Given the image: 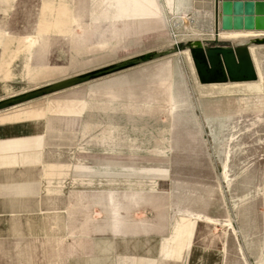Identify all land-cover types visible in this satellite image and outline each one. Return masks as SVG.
Wrapping results in <instances>:
<instances>
[{"label": "rangeland", "instance_id": "1", "mask_svg": "<svg viewBox=\"0 0 264 264\" xmlns=\"http://www.w3.org/2000/svg\"><path fill=\"white\" fill-rule=\"evenodd\" d=\"M12 1L8 14L0 15V29L9 32L13 39L34 35L39 27L43 0ZM55 1L75 3L83 12L89 5V0ZM161 1L160 20L130 22L128 25L103 22L86 27L90 34L80 46L91 41H106L107 47L116 49L113 62L132 55L164 52L145 61L148 62L173 53L170 41L185 34L189 39L182 41L183 45L199 41L214 43L191 38L190 34L193 30L205 32L210 28V4L215 1L216 9V0H177L172 10L165 0ZM45 40L49 63L64 66L31 69L27 78L25 54L18 52L25 47L13 43L12 74L8 79L0 75V100L89 69L83 68L82 61H89L92 57L87 48L93 45L74 51L72 37L56 33H49ZM254 56L260 68L259 75L264 79V46L258 47ZM185 59L184 55H178L153 65L159 66L156 75L163 79L171 77V120L166 116L158 119L127 118L120 111H94L71 121L51 120L53 130L50 136L56 145L59 142L64 146V161L61 162L64 165H60V171L57 165L50 166L51 171L43 187L65 190L66 205L92 204L98 209H74L65 215V221L55 216L50 220L34 219L30 222L3 221L0 264H58L59 259L63 262L65 256L112 252L114 248L122 254H138L139 249L157 254L163 237L172 232L184 213L196 221L191 248L187 250L185 246L182 252L192 254L188 264H264V91L220 96L201 93ZM74 61L79 67L71 72L70 65ZM140 70L137 69L138 73L132 70L129 74L115 75L112 79L87 82L83 86L1 110L0 118L45 115L52 103L62 104L74 97H85L89 89L120 84L122 78L132 80L143 74L144 70ZM161 86L163 90L169 89L168 83ZM167 96L168 91L166 95L162 94L164 101H168ZM25 123L33 124L38 131L45 130L47 125L45 120ZM109 124L112 127L109 128ZM161 130L170 142L154 141L160 137ZM154 147L161 151L168 149V152L154 155L151 153ZM148 167H158L156 172L159 173L141 171ZM74 190L101 192L95 196H91L93 193L69 196ZM106 190L147 191L150 196L146 200L156 204L157 209L153 210L146 202L149 208L145 217L151 223L164 218L166 228H160L161 235L157 232L155 236L139 239L142 244L138 241L123 244L120 239L117 245L105 243L104 238L113 235L139 234L136 226H120L118 231L111 228L114 213L122 214L123 198L114 197L120 206L111 210L106 207ZM14 203L9 200L2 202L5 206ZM56 204H61V200ZM129 215L131 224L142 216L138 212L123 213L125 217ZM93 217H97V221ZM90 233L103 241L93 244L89 239ZM144 240H150V243L145 244ZM86 263L77 261V264Z\"/></svg>", "mask_w": 264, "mask_h": 264}, {"label": "crops", "instance_id": "2", "mask_svg": "<svg viewBox=\"0 0 264 264\" xmlns=\"http://www.w3.org/2000/svg\"><path fill=\"white\" fill-rule=\"evenodd\" d=\"M224 1L225 0H216V9H214L215 1L212 3L213 9L210 27L214 26L213 28L217 32H245V34H250L248 38L236 39L240 41L264 37V29L223 28V17L225 15L223 9ZM238 1L246 2L247 0ZM12 3V0H0V15H7L10 8L13 6ZM177 3V0H165V4L169 5L168 8L170 10L175 8ZM162 4L161 0H89L88 10H84L83 12L75 3L67 4L66 2H56L55 0H43L42 13L38 21L39 27L34 35H25L23 39H13L9 32L0 29V75L8 79L12 74L10 66L13 62V58H11L14 52V49H12L13 43H16L18 47H25V49L20 48L18 52L23 51L25 54L24 68L27 78L28 72L31 69L64 66L51 64L47 60L48 49L47 40H45V38H47L49 33L72 37V41L75 44L74 51L93 45V47L87 48L92 57L89 61H82L83 68H89L83 72L93 69L96 70V68H104L108 66V64L113 63L112 59L116 55V49L114 46L107 47L109 44L106 43V41L99 43L91 41L90 43H85V45L80 46L81 41L83 42V39L85 40L90 34V31H86L85 28L94 27L103 22L110 23L111 25H115L116 23L128 25L130 22H156V20L161 19ZM238 15L239 14H236V16ZM250 31L252 33H250ZM205 32L203 31V33ZM92 38L93 34L90 40H92ZM206 40L210 41L213 39L206 38ZM233 41L235 40L218 39L219 44L225 45H229ZM251 46L261 47L262 45L252 44ZM105 48H109V50L106 51ZM84 51L87 50L84 49ZM113 54L114 56H112ZM125 58H121L118 61ZM161 61L162 60H156L155 62V60H152L141 63L139 64L140 66L136 65L114 74L92 79L88 82L102 80L104 78L112 79L111 77L115 75L129 74V71L132 70H136L137 72L139 68H141L140 71L144 70L143 74L132 80H125L122 78L120 84H109L104 87L89 89L85 97L80 96L74 97L72 100H66L62 103V107L59 106L57 109L52 108L51 104L48 110H46L45 115H29L20 119L6 118L3 120V118H0V228L3 225V221L15 223V221L18 220H25L26 222H30L34 219L50 220L51 217L53 218L54 216L61 221H65V215L73 212L74 209L81 207L89 211L98 209L97 205L92 204L85 206L66 205L65 198L67 193L65 190L43 187L48 180L47 177L51 171L50 166L57 165V170L60 171V169H62L60 165H64L61 163L64 161V146H60L59 142H57L56 145L51 139L50 131L53 130V126L50 122L53 118L58 119L60 122L61 120L64 121V119L68 121L76 120L83 117L85 113H90L89 115H91L94 111H107L112 113L120 111L127 118L135 117L140 119H145L146 117H156L158 119L161 116H166L171 120L173 91L171 77L163 79L161 76L156 75L155 71L159 66H153L155 63ZM163 83L169 84L168 90L162 89L161 85ZM83 84H80V86H83ZM167 91L168 101H164L162 94L165 93L166 95ZM40 120H45L47 122L46 129L43 131H38L33 124L25 123L26 121ZM21 122H24V124ZM13 123L17 124L12 125ZM108 127L110 128L112 125L109 124ZM154 141L157 143L170 142L168 136H164V130H161L160 137L154 139ZM167 150L168 149L161 151L159 148L154 147L151 153L154 155H163L168 152ZM76 166L77 165H75V168L77 169ZM156 168L158 167H148V169L144 168L141 169V171L146 174H158L159 172H156L158 171ZM98 192L101 191L74 190L70 192L72 194L69 196H74L76 194L82 195L83 193H93L91 196H95ZM105 196L108 198L106 207L111 210L120 206V203L116 201L114 197L120 196L123 198L120 209L122 214L113 211L115 213L111 228L114 227L115 231H118L121 228L120 226H125L126 228L136 226L138 229L137 233H139L138 235L127 234L122 237L116 235L106 237V239L104 238L105 243L108 241L109 243L112 242L117 245V240L120 239L123 244H134L136 241L142 244L143 241H140L141 239L155 236L157 232L158 235H161L160 228H166L164 218L151 223L148 218L145 217L146 210L149 206L153 210L157 209L156 204L151 203L150 200L149 202L146 200V197L150 196L147 194V191L106 190ZM3 200H9L15 203L10 206H5L2 204ZM60 200L61 204H56L57 202L59 203ZM146 202L149 206L146 205ZM124 212H127V214H136L138 212L142 214V216H138L133 224H131V216H123ZM55 214H57V216ZM60 215L61 218L59 217ZM92 219L97 221V217H93ZM195 226L196 221L191 218V215L189 217L184 213L174 225L172 232L163 237L157 254L149 251L141 252L140 249L137 251L140 252L138 254H122L118 253L116 248H114L113 251L115 252H95L83 255L80 253L73 254L68 258L65 256L63 262L59 259L58 264H67L66 262H69L68 264H77V261H86V264H178L182 262L188 264L192 258V254L190 252L182 254V252L185 246L187 250L191 248ZM89 239H91V241L93 240V244H97L98 241H103V239L99 240L96 235H92L91 233ZM144 242L145 244H149L150 240H144Z\"/></svg>", "mask_w": 264, "mask_h": 264}, {"label": "water", "instance_id": "3", "mask_svg": "<svg viewBox=\"0 0 264 264\" xmlns=\"http://www.w3.org/2000/svg\"><path fill=\"white\" fill-rule=\"evenodd\" d=\"M223 28H256L264 29V1H232L223 2ZM234 14V16H233ZM236 14H239L236 16ZM213 44L194 42L193 44L177 43L173 50L190 49L191 56L201 83H221L227 81H251L258 79L257 69L250 52L249 43L263 44L264 38L252 39L246 43ZM169 52V51H167ZM159 53L123 59L104 68L87 71L78 75L53 81L37 88L0 100V111L9 107L80 85L92 79L108 75L129 67L144 63ZM166 53V52H165Z\"/></svg>", "mask_w": 264, "mask_h": 264}, {"label": "bare ground", "instance_id": "4", "mask_svg": "<svg viewBox=\"0 0 264 264\" xmlns=\"http://www.w3.org/2000/svg\"><path fill=\"white\" fill-rule=\"evenodd\" d=\"M207 2V1H206ZM212 2V1H211ZM210 2V3H211ZM200 3V2H199ZM210 6L213 7V5L210 4ZM213 9V8H212ZM163 15V14H162ZM165 18V17H164ZM190 18V17H189ZM192 20V19H191ZM213 23V22H212ZM214 25V24H213ZM214 27V26H213ZM213 27H210L209 30H207L205 33H203L202 29H199V30H193V32L190 34L191 35V38H194V39H198V40H201V41H205L206 38H212L213 40H218V39H221V40H235L233 41L232 43H246L250 40H236V39H242V38H248V34H245V32H233V33H224V32H220V31H215V29ZM245 31V30H244ZM247 32V31H246ZM250 33H252L250 31ZM255 33V32H254ZM253 33V35H254ZM206 34V35H205ZM256 34V33H255ZM264 34V33H263ZM264 36V35H263ZM175 38V37H174ZM218 38V39H217ZM250 38V37H249ZM264 38V37H263ZM186 39H189L187 34L181 36L180 38H175L173 39L172 41H170V45L171 46H175L177 43H181L182 41L186 40ZM256 39V38H255ZM212 41V40H210ZM200 42V41H199ZM252 44H256L254 42H251L249 43V48H250V52H251V55L253 57V60H254V63H255V66H256V69H257V73H258V79L256 80H251V81H227V82H221V83H201L199 81V78H198V75H197V71L195 69V65H194V62H193V59H192V56H191V52H190V49L189 48H186V49H177V50H174L173 53L171 54H167L168 56H165L159 60H163L164 58H168V57H173V56H178V55H184L186 57V59L188 60L189 64H190V68H191V71L193 73V77H194V80H195V83H196V86H197V89L201 92V93H206V94H211L212 96H220V95H240V94H249V93H254V92H258V91H264V79L262 77H260L259 74L260 73V68L258 67V65L256 64V60H255V57L254 56V52L256 51V49L259 47H256V46H251ZM263 46V45H262ZM261 48V47H260ZM149 51V50H148ZM170 52V51H169ZM168 52V53H169ZM172 52V51H171ZM114 56V54L112 55ZM159 57V56H158ZM185 59V60H186ZM257 59V58H256ZM118 60V59H117ZM155 60V58L153 59ZM152 61V60H150ZM116 62H119V61H116ZM116 62H113V63H110V64H114ZM149 62V61H148ZM156 62V60H155ZM108 64V65H110ZM140 66V65H139ZM78 64L75 63V61L70 65V69H71V72L73 70H76L78 68ZM98 69V68H96ZM95 70V69H93ZM91 71V70H89ZM121 71V70H120ZM78 72V71H77ZM87 72V71H86ZM119 72V71H117ZM117 72H114V73H117ZM84 73V72H83ZM114 73H110V74H114ZM81 74V73H80ZM108 74V75H110ZM74 75H78V74H75ZM72 75V76H74ZM107 76V75H105ZM70 77V76H69ZM104 77V76H102ZM67 78V77H65ZM98 78H101V77H98ZM97 79V78H95ZM60 80V79H59ZM57 81V80H56ZM88 82V81H87ZM86 83V82H85ZM83 84V83H82ZM78 86V85H76ZM75 87V86H74ZM72 88V87H71ZM70 88H68L69 90ZM67 90V89H65ZM65 90H62V91H65ZM62 91H58V92H62ZM56 92V93H58ZM55 93H52V94H49V95H53ZM16 95V94H15ZM14 96V95H12ZM45 96H48V95H45ZM209 96V95H208ZM207 96V97H208ZM11 97V96H10ZM43 97V96H42ZM37 99V98H36ZM34 100V99H33ZM32 101V100H30ZM29 102V101H27ZM25 103V102H24ZM23 104V103H21ZM20 105V104H18ZM17 106V105H15ZM59 106L62 107V104L60 103H52V108H58ZM14 107V106H12ZM11 108V107H9ZM8 109V108H7ZM4 110V109H3Z\"/></svg>", "mask_w": 264, "mask_h": 264}]
</instances>
